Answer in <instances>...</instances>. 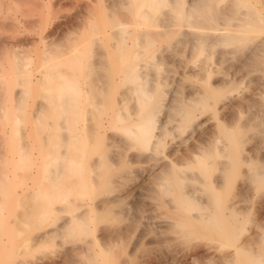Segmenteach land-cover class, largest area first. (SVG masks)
Masks as SVG:
<instances>
[{
	"label": "rangeland",
	"instance_id": "obj_1",
	"mask_svg": "<svg viewBox=\"0 0 264 264\" xmlns=\"http://www.w3.org/2000/svg\"><path fill=\"white\" fill-rule=\"evenodd\" d=\"M183 5L182 0L169 5L166 0H0V264H227L226 252L264 236V184L245 175L264 158V139H248L245 157L254 161L237 166L231 185L219 188L222 193L210 204L213 226L200 229L192 215L196 210L183 213L172 206L179 191L164 193L161 183L168 156L185 163L204 151L198 145L210 126L219 119L226 126L245 120L246 103L217 116L211 109L197 111L194 123H205L196 129L176 130L173 121L157 153L124 130L150 111L159 123L173 95L206 87L200 72L206 64L215 69L212 83L230 80L224 86L232 102L252 91L258 97L263 89L260 82L255 87L247 81L257 72L264 78V68H241L238 61L247 46L207 42L202 52L192 49L197 28L184 21H200V30L229 22L238 30L244 28L237 25L241 18L250 24L245 37L255 38L264 34V0H207L210 11L193 9L184 16ZM163 22L171 23L169 28ZM137 63L143 79L132 72ZM143 84L151 87L150 97ZM73 87L75 121L85 128L77 163L70 162L66 138ZM215 174L212 170L211 179ZM204 194H197L202 202ZM231 201L237 214L229 212ZM82 212L80 225L75 221L49 232ZM43 232L49 233L36 242ZM250 246L254 251L237 253L232 264H258L251 254L262 257L264 247Z\"/></svg>",
	"mask_w": 264,
	"mask_h": 264
},
{
	"label": "bare ground",
	"instance_id": "obj_2",
	"mask_svg": "<svg viewBox=\"0 0 264 264\" xmlns=\"http://www.w3.org/2000/svg\"><path fill=\"white\" fill-rule=\"evenodd\" d=\"M170 1L171 0H166L168 5L170 4ZM182 1L184 4L182 6V10H181V13L183 16L188 15L193 9L200 11V12H203L205 10L210 11V6L209 7L207 6V0H182ZM240 1H242V0H240ZM245 1H251V0H245ZM147 8H149V7H147ZM242 15L245 16V14H243V12H241L240 16H242ZM167 16H168V18H170L171 12H168ZM197 16H200V14L197 13V15L195 16V19H196L195 21H197L199 19V17H197ZM240 16H239V18H240ZM238 20H239V22H238V24L237 23L236 24L237 25L240 24V26H243L244 28L238 29V30H233L230 27L232 24L229 22L228 23L217 22V24H213V25L209 26L207 30L206 29L200 30V26H199L200 21H197L198 22L197 24L193 23V21H186V23L184 21V24H186L190 27H193V28H197V30H199L198 32H196L197 31L196 29H194L196 31H194L192 29L193 32L196 33V35H195V33L190 32V34L193 33V35H194V36L192 35L194 37V39L191 41H193V44L195 43L194 46H191L192 49H196V50L198 49V50H201V52H202V50L206 49L202 45L204 43H207V42L210 44H211V42L214 44L220 43L223 45L233 44V47H235V48H239L240 46L244 45V46H247L246 48L248 50L243 53V56L241 55L242 59L240 58V60H238L241 62V64H240V65H242L241 68L247 67V68H251L250 70H257V69L261 70L262 68H264V34L261 36L255 37V38L247 39L245 37V35H246V32L249 31L247 26H249L250 24L248 25V23L245 22L244 19L240 18ZM242 20H243V22H241ZM121 24H120V26H121ZM169 24H171V23L163 22L164 29L169 28L168 27ZM125 30H124V32H125ZM190 30L191 29H189V31ZM260 33H264V29L260 30ZM192 38H190V39H192ZM207 44H205V45H207ZM210 44H208V45H210ZM224 50L225 49H223V51H221V52L224 53L225 52ZM223 53L220 56H224ZM142 54H143V52H142ZM207 55L208 54H206V56ZM198 65L201 66V63ZM215 65H217V64H215ZM198 67L199 66H197V68ZM214 67H217V66H214ZM131 68H132V72L136 73V75H134V77L136 79L145 78L143 76V72L141 70V64L140 63H137L135 65L133 64ZM200 68H201L200 72H204V75H203L204 79L203 78H201V79L203 81H205V83H207L206 87L204 86L203 88L194 89V91H191L190 94L186 93L187 95H185V96L183 95V97H181L179 95H177V96L173 95L172 98L169 100V103L167 102L168 104L166 106L165 116L163 117V120L160 121L159 123H157V121H158L157 118H155V116L152 115V111H150L143 118H141V119L138 118L139 119L138 121L134 120V121L130 122L126 128L125 127H123V128H125L124 130H126L128 132L127 134H129L131 138H133L134 140L139 142L143 146V148H144V146L146 148H149V149L151 148L153 151H155L157 153V150H159V148L161 147V144L163 143V145H164L165 136L170 132V130H172L169 127L173 121H176V124H175L176 126H173V127H175V129L176 128L177 129L178 128H181V129L186 128L187 129V128H189V126H193L196 129L202 123H205V121H203V122L199 121L197 123H194L196 121L195 119H197V117H198L196 115L197 111L202 112L203 110L211 109L212 114L217 116L219 113H227L229 111H231V113L233 111L235 112L237 110L236 108H238L237 107L238 105L241 106L243 104L242 106L244 107V103H246L245 106H247L250 111H249V114L247 115V118L245 120L239 121L238 123L234 124L233 126H226V125H223L224 124L223 121L219 119L218 123H216L214 127H212V125L210 126L211 128L209 129L208 137L206 134L203 133L204 138L206 135L207 139H206V141H203L204 145L201 144L198 146L201 147V148L199 147L200 149L203 148L204 151H198L197 150V152H195L194 156L192 158L190 157L191 159L187 162H186V160H183L184 159L183 157H181V158H183L181 160H183L185 163H182V162L179 163L178 161L173 159L175 157V154L172 158L170 156H168L169 159H167L166 161L164 160L165 163L162 166L163 167V169H162L163 181L161 182L163 184V192L164 193H171L173 191V188H176L177 191H179V194H177V198H175V200L173 199V203H172L173 205L172 206L179 207L183 211V213L184 212L192 213V210H196V212L193 213L192 215L194 216L195 219L198 220V222L195 224L199 225L200 229H202V228L209 226L211 224L210 222H213V220H211L212 216L210 217V213L212 212V211L210 212V209L213 210L212 207L215 205L214 201H217L218 197H219L218 194L222 193L221 191H219V188L221 189V186L223 184L227 185L225 182H227V183H229V185H231L230 183H232V179L235 176V175H233V171L236 169L237 166L241 165L242 163L249 164V163H251V161L252 162L254 161L253 159L250 160V158H248L250 156H248V155H247L248 157H245L247 154V152L245 151V145H246L248 139H250L251 137H257L260 140L264 139V86L261 87V88H263L260 90L261 92L260 93L258 92L259 93L258 97L255 96V94H257V93H254L252 91V93H250L248 95H244L242 93L243 95H240L241 97H239V99L237 101L232 102V100H230V98L227 99L229 97V95L225 94L226 88L228 86L227 87L224 86V85H226V83H230V80L227 79L228 81L225 80V81H223V83L221 82L222 83L221 85L219 83V85L217 86V84L215 85L210 80L215 69L210 68L209 65L207 66V64L200 67ZM73 69H74V67H73ZM75 69H76V66H75ZM239 71H240V69H239ZM195 72H194V74H195ZM196 73H198V72H196ZM253 73H255V72H253ZM257 73H255L254 75L256 76ZM194 74H192V75L194 76ZM254 75L252 74L253 78L252 79L250 78V80L248 79L247 82H250V81L256 82L254 84V86L257 84V82H260L261 84L264 85V80H263V82H261L262 77L258 76V74H257V76L254 78ZM262 79H264V78H262ZM72 80L73 79L71 78L70 82ZM146 85H147V83H146ZM254 86H252V87H254ZM146 87L147 86H145V89L143 87V90L147 91L145 93L147 95H149V97H150L151 87L150 86L148 88H146ZM224 87H225V89H224ZM73 89L74 90L71 91V93L68 97V100H67L68 106H69L68 112H70L69 120L71 122L69 121V123H67L69 125H68V127H66V129H68V132L66 134V138H67L68 148L71 151V152L69 151V154H68V156L71 154L69 157V158H71L70 162L77 163L78 162L77 156L80 155V154L77 155L78 150H79L78 149V141L80 140L81 137L85 136L81 132V130L83 131L85 128L84 129L80 128L76 124V121H75V116H74V113L76 110L75 87H73ZM252 89H254V88H252ZM229 90L231 91V89H229ZM246 92H247V90H246ZM249 92H250V90H249ZM142 95H144V94H142ZM143 99H145V96ZM143 102H144V100H143ZM235 105H237V106H235ZM233 107H234V110L232 111L231 108H233ZM119 115H120V113H119ZM206 118H209V117H206ZM117 120H118V118H117ZM206 120L208 121V119H206ZM203 125L204 124H202V126ZM60 126L63 129V125H60ZM83 127H85V126H83ZM195 129H193V130H195ZM201 129H204V128L200 127L199 130H201ZM250 129H252L254 132L252 135L251 134L247 135L246 132ZM87 131H89V129ZM184 131H185V129H184ZM201 131L204 132L205 130H201ZM112 139L114 140V138H112ZM196 149H198V147ZM193 152L194 151L192 150V153ZM153 153H151L150 155H152ZM171 153H172V151H171ZM168 154H170V153H168ZM154 155H157V154H154ZM187 157H188V155H187ZM257 161H259V162H257L258 164H255V166L257 165L256 167L254 166L255 169H253V170L248 169V172H246L245 175L247 176V173H248L250 175L249 178L250 179L253 178V181L255 180L254 182L257 183V185H263L264 184V158L261 160H257ZM94 162L95 161H93L92 163H94ZM162 163H160V164H162ZM69 166H71V165H69ZM211 166H213V167L211 168ZM228 167H230L231 169L229 172H226V169ZM211 169L219 172V175L215 174L216 178L214 176H212L213 178L211 179V174H212ZM54 172H55V170H54ZM235 172H236V170H235ZM245 175L243 174V176H245ZM53 176H54V174H52V177ZM157 176L159 177V175H157ZM250 179H249V181H250L249 183L252 187ZM245 180L247 181L248 179H245ZM254 182H252V183L254 184ZM225 189H227V188H225ZM209 190L211 191V194H210ZM243 190H244V188H243ZM198 193L199 194L205 193L208 198L202 202V200L198 199V197H199V195L197 196ZM109 202H111V201L110 200L106 201V202L104 201L103 203H109ZM211 203H214V205H212V207L210 206ZM234 203L235 202L231 201L229 203V206L227 204L230 214H233L237 210V208H236L237 205L235 206ZM95 207H97V205ZM84 215H85V213H84ZM84 215L82 212L81 214L76 215L74 217L64 218L63 221L61 222V224L59 223V225H57L58 226L57 228H55L54 230H51L49 232H53V233L57 232L61 228L65 227L66 225H69L71 222H75V221L78 222V223L77 222H75V223L80 225L79 222L82 223V219L84 218ZM230 219H231V217H230ZM213 223L216 224L215 222H213ZM231 223L232 222H230V220H228L225 224H227L229 226V224H231ZM191 224H192V222H191ZM227 225H225V226H227ZM199 226H197V227H199ZM215 226H217V225H215ZM194 227H195L194 228V230H195L196 226L194 225ZM191 228H193V227H191ZM231 231H232V229H231ZM49 232H46V233L43 232L41 235H39V236L37 235L38 237L36 236L37 238L35 239V241L37 242V241L43 240L47 236V233H49ZM255 235H257V234L255 233ZM255 237H257V238H255ZM252 243L253 244L254 243L260 244V247L263 248L264 247V236L262 234H260L258 236H254L253 239L249 240V242H246L242 245L235 246L234 251H231V252L229 251L228 253L226 252V262H224V263L232 264L233 260L235 258V255L237 253L245 255V253H247V251H245L246 249H248L250 253L252 252V250L254 251V249L250 250L252 248V246H250ZM240 250H242V253L239 252ZM243 250L245 251V253ZM258 253L254 252L253 254H251V256H252L251 258L253 259V262H256L258 264L263 262L262 264H264V261H263L264 255L261 257V255ZM243 259H244V257H243Z\"/></svg>",
	"mask_w": 264,
	"mask_h": 264
}]
</instances>
